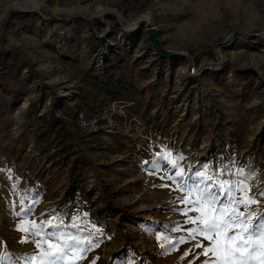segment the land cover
Returning a JSON list of instances; mask_svg holds the SVG:
<instances>
[{
  "label": "rangeland",
  "instance_id": "374dc122",
  "mask_svg": "<svg viewBox=\"0 0 264 264\" xmlns=\"http://www.w3.org/2000/svg\"><path fill=\"white\" fill-rule=\"evenodd\" d=\"M13 1L0 0V46H16L29 64L0 50V255L10 253L17 264L38 255L37 237L22 243L26 234L16 230L23 198L25 207L37 201L28 220L61 224L47 229L53 243L62 242L60 233L94 234V246L69 252L65 264H203L196 245L210 241L202 237L171 251L160 247L168 241L157 234L178 240L195 226L182 214L191 207L180 199L187 193L161 177L183 168L180 183L198 193L207 185L195 173L231 181L244 179L233 175L243 169L256 174L248 181L253 194L264 189V0ZM78 5L107 9L95 16L70 11ZM144 12L178 54L155 53L147 19L132 25ZM45 83L60 95L56 113L74 131H81L82 113L110 125L84 132L82 148L94 166L79 160L73 169L75 202L67 192L76 158L48 112ZM169 152L183 157L177 169L156 157ZM253 208L255 222L264 198L247 210Z\"/></svg>",
  "mask_w": 264,
  "mask_h": 264
},
{
  "label": "snow or ice",
  "instance_id": "6c2138e0",
  "mask_svg": "<svg viewBox=\"0 0 264 264\" xmlns=\"http://www.w3.org/2000/svg\"><path fill=\"white\" fill-rule=\"evenodd\" d=\"M157 159L163 158L173 168H178V161L183 157L173 159L172 154H156ZM155 161H144V165L154 163ZM233 175L244 177L242 180H216L214 175L207 171L195 173V176L201 183L207 185L201 188L198 193L192 189H186L180 180L185 177V170L179 168L172 176L161 177L169 179L177 184L178 190L186 192L187 195L181 196V202L190 205L182 214L187 217L185 223L195 225L193 228L186 229L188 235L180 237L178 240H172L164 234H157V240L161 238L168 241V244H161L160 247L166 251L174 250L179 244L196 240L197 236L210 241L209 246L197 243V247L203 248L206 257L203 264H264V213H260L255 222L252 221L258 209L247 210L253 204H257L261 198H264V189H259L255 194L251 191V185L248 181L255 179L253 173H246L243 169H237ZM213 186L219 189L214 192ZM15 187V186H14ZM168 187V185H161ZM199 188V184L194 185ZM21 212L18 216L24 215V219L17 226L18 231L25 233L22 243L29 242V236L37 237L35 247L39 250L38 255H25L18 257L17 260L24 261V264H65V261L71 260L69 252L75 254L83 253L89 250L93 245L94 234L90 237H80L74 235H65L60 233L55 238L61 240V243H53V234L47 229L59 228L60 223L30 221L26 214L33 210V205L37 203L33 199L32 204L24 206V199H21ZM244 209V210H242ZM189 211H195L197 216H188ZM75 224V218L73 225ZM173 231H180V228H174ZM99 232V229H96ZM71 241V243L69 242ZM85 245L84 247H78ZM170 245V247H169ZM211 254V255H209ZM187 255V253H185ZM214 257V258H213ZM81 258H83L81 256ZM0 264H17L12 259L10 253L0 255Z\"/></svg>",
  "mask_w": 264,
  "mask_h": 264
},
{
  "label": "trees",
  "instance_id": "16d2710c",
  "mask_svg": "<svg viewBox=\"0 0 264 264\" xmlns=\"http://www.w3.org/2000/svg\"><path fill=\"white\" fill-rule=\"evenodd\" d=\"M7 49L10 52H15L20 58L24 59L27 63L28 61L25 59V57L20 53V51L18 50V48L14 45H10V44H2L0 46V50H4ZM29 64V63H28ZM30 71H32L33 73L38 75V72L34 70L33 67H31L29 65ZM46 87H48L50 89V94L52 95V99L49 105V109L48 112L50 113V115L56 120L57 123H61V126L59 127V129H57V131H62L63 132V140L61 141L64 142L66 141V143H64V149L66 151H68L67 153L70 155H75V162H73L70 165V184L68 187V195L70 196L72 201H76V195L74 193L73 186L76 182V177L73 178L72 175V171L74 168H76V164L78 163L79 160H82L83 163L89 164L91 166H94L93 160L92 158H90L84 151L82 146L85 144V140H84V132L81 131H74V129L71 126V123L63 116L58 115L56 113V108L61 105L62 101H61V97L60 95H58V93H56L53 89L50 88V86L45 83ZM95 111L100 114L103 111V106L102 105H98L95 104ZM44 120L47 121L46 117L44 116ZM50 122V121H49ZM49 122H47L48 124H50ZM105 193V190H104ZM107 200L110 201V198L108 197V194H105ZM124 212V211H122Z\"/></svg>",
  "mask_w": 264,
  "mask_h": 264
},
{
  "label": "bare ground",
  "instance_id": "6f19581e",
  "mask_svg": "<svg viewBox=\"0 0 264 264\" xmlns=\"http://www.w3.org/2000/svg\"><path fill=\"white\" fill-rule=\"evenodd\" d=\"M34 2H35L34 0H26V1L16 0V1H13L10 5L11 6H18L19 5L20 7L22 5L24 7H30L31 5L35 4ZM36 4H38V3L36 2ZM106 9L107 8H100L99 6L93 7V6H89V5L88 6L87 5L86 6L78 5V6H74V7L70 8V11L71 12H73V11L79 12L82 10L83 12H87L90 15L95 16L99 13L104 12ZM142 19H147V21L148 20L153 21V16L150 13L144 12V13L140 14V16L137 18V20L132 22V25L137 26L138 22Z\"/></svg>",
  "mask_w": 264,
  "mask_h": 264
},
{
  "label": "water",
  "instance_id": "95a60500",
  "mask_svg": "<svg viewBox=\"0 0 264 264\" xmlns=\"http://www.w3.org/2000/svg\"><path fill=\"white\" fill-rule=\"evenodd\" d=\"M146 32H147V40L152 45L155 53L159 55L160 57L167 58L170 56H173L175 54H178L177 51L168 49L164 46L160 36H159V30L152 23V21L148 20L146 21Z\"/></svg>",
  "mask_w": 264,
  "mask_h": 264
},
{
  "label": "built area",
  "instance_id": "2783aa9c",
  "mask_svg": "<svg viewBox=\"0 0 264 264\" xmlns=\"http://www.w3.org/2000/svg\"><path fill=\"white\" fill-rule=\"evenodd\" d=\"M196 68L191 67L190 73H195ZM79 126L81 130L85 133H94L102 130L104 126L109 127V124H105L100 120V118L96 115H86L84 113L79 116ZM139 128V127H138Z\"/></svg>",
  "mask_w": 264,
  "mask_h": 264
}]
</instances>
